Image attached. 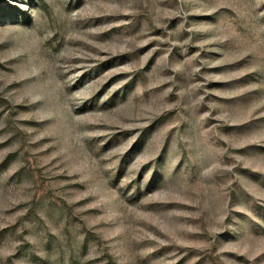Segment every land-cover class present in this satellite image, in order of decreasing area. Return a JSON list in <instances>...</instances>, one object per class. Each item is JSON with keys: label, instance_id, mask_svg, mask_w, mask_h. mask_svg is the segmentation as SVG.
<instances>
[{"label": "rangeland", "instance_id": "1", "mask_svg": "<svg viewBox=\"0 0 264 264\" xmlns=\"http://www.w3.org/2000/svg\"><path fill=\"white\" fill-rule=\"evenodd\" d=\"M0 264H264V0H0Z\"/></svg>", "mask_w": 264, "mask_h": 264}]
</instances>
